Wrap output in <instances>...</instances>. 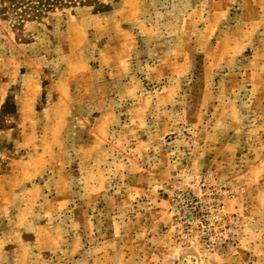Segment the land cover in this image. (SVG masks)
<instances>
[{
  "label": "rangeland",
  "instance_id": "374dc122",
  "mask_svg": "<svg viewBox=\"0 0 264 264\" xmlns=\"http://www.w3.org/2000/svg\"><path fill=\"white\" fill-rule=\"evenodd\" d=\"M18 19L0 0V264H264V0Z\"/></svg>",
  "mask_w": 264,
  "mask_h": 264
},
{
  "label": "trees",
  "instance_id": "16d2710c",
  "mask_svg": "<svg viewBox=\"0 0 264 264\" xmlns=\"http://www.w3.org/2000/svg\"><path fill=\"white\" fill-rule=\"evenodd\" d=\"M18 20L37 18L56 8L97 3L98 0H7Z\"/></svg>",
  "mask_w": 264,
  "mask_h": 264
},
{
  "label": "crops",
  "instance_id": "0c3cea01",
  "mask_svg": "<svg viewBox=\"0 0 264 264\" xmlns=\"http://www.w3.org/2000/svg\"><path fill=\"white\" fill-rule=\"evenodd\" d=\"M161 212H162L163 215H166V214H165L166 212H164V211H161Z\"/></svg>",
  "mask_w": 264,
  "mask_h": 264
}]
</instances>
